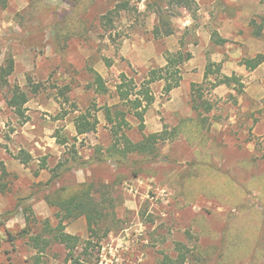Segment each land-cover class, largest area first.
<instances>
[{
  "label": "rangeland",
  "instance_id": "374dc122",
  "mask_svg": "<svg viewBox=\"0 0 264 264\" xmlns=\"http://www.w3.org/2000/svg\"><path fill=\"white\" fill-rule=\"evenodd\" d=\"M123 2L106 30L101 16ZM261 17L264 0H0V68L13 62L0 79V264H64L46 198L86 184L107 218L95 235L85 217L64 223L81 261L264 264V62L243 65L264 55V30L255 37L250 26ZM178 52L192 57L179 86L151 84L153 103L136 118L118 86L130 82L129 99L142 98L150 72L167 76L166 56ZM209 63L220 68L206 79ZM218 75L240 84L214 88ZM15 88L27 99L20 114L7 104ZM106 108L113 124L124 113L117 135ZM81 114L96 120L83 136ZM164 132L156 159L107 154L124 147L123 134L138 143ZM36 235L50 242L43 254L29 241Z\"/></svg>",
  "mask_w": 264,
  "mask_h": 264
},
{
  "label": "trees",
  "instance_id": "16d2710c",
  "mask_svg": "<svg viewBox=\"0 0 264 264\" xmlns=\"http://www.w3.org/2000/svg\"><path fill=\"white\" fill-rule=\"evenodd\" d=\"M128 9V3L118 4L113 10L107 12V14L102 15L100 18V23L104 26L106 30L112 25L113 18L118 16L121 11H126ZM260 23H257L255 20H252L250 26L254 28V36L260 37L264 30V17H261ZM165 36L172 35V31L170 29H165ZM224 41L219 40L218 43H223ZM190 54L184 55L183 53H175V54H167L166 56V71L168 72L167 76H163L162 73L159 74L158 71L153 70L150 72L149 79L146 81L145 85H143L142 90L139 95L142 96L140 98L138 94L132 100L129 99L131 95V83L122 82L117 88V95L121 102H126L129 104L130 108L135 111L134 115L136 118L142 120L143 113L145 110L153 103V98L150 95L149 86L158 81H165V92L169 93L173 89L179 86L181 81L180 75V66L185 62L191 59ZM264 62V55H257L255 58L250 60H245L243 65L247 70L253 71L258 68ZM219 66L215 64H210L206 68L205 77L208 78L209 75H213L219 73ZM13 72V62L10 61L7 68H0V79L5 81L6 77L10 76ZM94 73V86L96 91L100 94L106 93V88L104 86L102 78ZM125 78V77H122ZM232 84L239 85V79L235 76L227 77L220 76L216 77L215 83H213L214 88L225 85L227 87H231ZM27 102L26 95L22 93L18 88H15L13 91V95L11 99L7 102L8 107L14 109L18 114L21 112V107ZM110 109H105L106 120L108 123L112 124V135H117L119 130H122V127L126 125L124 120V113L117 112L116 121L117 124H113V120L110 116ZM210 107L207 108V111ZM140 110V111H139ZM91 115L81 114L75 120V129L76 133L79 136H83L95 131L96 128V120L92 122L89 120ZM143 128V127H142ZM178 131H174L172 137H176ZM167 133L162 134H154L148 137L143 138L142 141L138 143H132L124 134L121 135L122 143L124 145L123 148H119L117 143H114L108 149V156L110 158L117 159L119 161L125 159L128 155H140L145 156V158L156 159L157 149L156 145L158 142L167 140ZM22 164H25V161H21ZM2 175H6L5 168L1 169ZM97 190H95V186L92 184L81 185L76 188L73 193H67L66 190H59L54 194L50 195L46 198L47 203L57 210L56 217L58 219V225L55 230L54 241L58 244L64 246L66 250V258L64 264H89L86 261H81L79 255H76L75 250L77 248L78 243L80 242L78 237L68 235L64 233L65 225L64 223H68L70 221L76 220L80 217H85L87 227L89 232L93 235L97 232V227L103 224L106 221L107 215L104 213L105 211V203L99 199H96ZM99 197V196H98ZM46 227L48 228V224L46 223ZM8 240L13 241V236L9 233L7 234ZM33 249L38 250L39 254H43L45 250L48 248L50 242L46 240H42L40 235H36L29 239ZM90 245L91 243L88 242ZM87 251V249H86ZM39 260V259H37ZM185 256H181L177 260H173L171 258L166 257L161 264H185L186 263Z\"/></svg>",
  "mask_w": 264,
  "mask_h": 264
}]
</instances>
